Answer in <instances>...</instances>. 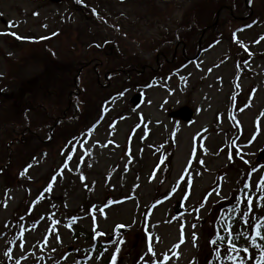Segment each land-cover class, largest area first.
I'll return each mask as SVG.
<instances>
[{"label": "rangeland", "instance_id": "1", "mask_svg": "<svg viewBox=\"0 0 264 264\" xmlns=\"http://www.w3.org/2000/svg\"><path fill=\"white\" fill-rule=\"evenodd\" d=\"M88 1L107 26L70 0H0V127L20 122L0 130V264H105L114 255L115 264H153L165 253L167 264H214L209 241L222 209L220 223L244 183L254 189L264 176V0ZM221 6L217 28L202 34ZM88 34L100 45L117 38L115 53L139 59L143 73L122 75L113 94L119 76L106 79L112 71L99 68L98 80L86 63L82 92L72 96L74 63L107 55L94 53ZM120 63L113 56L110 64ZM29 81L35 98L44 84L51 93L46 109L27 112L39 126L30 141L10 101ZM71 96L79 110L72 106L52 136ZM12 133L16 141L2 144Z\"/></svg>", "mask_w": 264, "mask_h": 264}, {"label": "trees", "instance_id": "2", "mask_svg": "<svg viewBox=\"0 0 264 264\" xmlns=\"http://www.w3.org/2000/svg\"><path fill=\"white\" fill-rule=\"evenodd\" d=\"M70 2H72V3H69V4L71 5V7H72L73 10H75V11L77 10L78 12H81L84 18L91 20L92 22L95 23L96 26H97L98 23H102V25L107 26V21L105 19H101L100 17H98V16L101 15L100 12L99 11H96L93 7H91L89 5V1L88 0H82V2H78V0H70ZM235 6H237V5L235 4ZM230 7L232 9V6H230ZM222 8H224V6L219 7V9L217 10V12L220 11ZM98 26H101V25H98ZM215 28H217V27L211 26L209 30H214ZM88 36H89L90 39H92V41L89 43V45H92L94 47V50L91 48L94 51V53L96 54V53L101 52V53H107V55H103V57H101V54L100 55H97L96 54L95 56L89 55V56H87L86 59L82 60V62H76V63H74V66H76V67L73 70L77 71V72H75L74 77H76V75L78 74L79 69L81 67L83 69L89 67L88 64L87 65H83V64H86V63H90V62L93 63L92 65L97 66L98 67V70H99V68H110L109 70L112 71L111 72L112 73L111 74V77L112 76L113 77L114 76H116V77L119 76V78L116 79L117 81H114L110 77L111 78V84H110V87L109 88H110V90L112 92H114L113 94H115L117 92V90L119 89V87H120L118 84H121V83L123 84L124 83V82H121L122 80H119V79H121L122 75H126L127 76L126 78L131 77V75H132L131 73H133L134 71H139L140 70L141 63H138V60L139 59L138 60H136V59L132 60V58H131V60L124 61L123 58H125V57H124L123 53H120L118 55L115 53L114 49L116 48V43H117L116 40H117V38H115L116 40H113V41H110V42H106V41L103 40V44L104 43L105 44L104 45L103 44L100 45V43L98 42L99 39H98L97 36H94L93 37V35H91V34H88ZM178 41H179V39H178ZM183 41L180 40L179 42L184 43ZM185 41L188 42L187 40H185ZM212 42H214V41H212ZM212 42H209L208 45H210ZM165 53H168V52H165L164 51V52H161L158 55L164 54L163 57H161L162 59H164V57L167 56V54L165 55ZM113 56L118 57V58H121V63L118 64V65L115 64L114 66H111L110 63H111V59H112ZM104 57H107V59L105 60ZM91 63H90V65H91ZM92 69L94 70V67L92 68V66H91L90 67V70H92ZM141 69H142V67H141ZM44 78H46V77H44ZM126 80H128V79H126ZM30 82L31 81H29L27 83V85L24 88H22V90H23V96H17V97H12L11 96L10 97V101H12V100L13 101H16V102H13V106H12V107H15L16 113L22 114L24 116L23 118H24V120L26 122V128H24L21 133L22 134L24 133V138L27 137V140L28 141L33 140L34 138H36L38 136V132H36V131L38 130L39 126L37 125L38 121H34V120H31L30 118H28L27 112L28 111H35L37 113V110L42 109V106L44 107L43 109H46L45 106H44V104L47 106V103H46L48 101L47 98L50 97V94H51V93H48V92L47 93L44 92L45 91V88H46V85L44 84V85L41 86V88H39V90L43 91L42 96L40 98H38V97L35 98L36 92H34L32 90H29V88H28V85L31 84ZM90 83L91 82H89V84ZM133 85H134L135 88H137L140 84L133 83ZM68 86L69 87L71 86V84L69 82H68ZM81 92H82V90H81V87H80L78 94L75 95V96L78 97ZM26 94L28 96H26ZM113 94L112 95L111 94H108L107 97L110 99L113 96ZM76 106H77V108H79L78 105H76ZM60 108H63V106H61ZM64 110H66V109H64ZM75 110H77V109H75ZM70 113H71V109L65 115L66 116H68V115L70 116ZM10 119H12V117ZM49 120H51V119H45V121H48V123H49ZM18 122H19L18 117H13V121L11 122V124L9 123V124L2 125L0 127V130L7 129L9 125H14V126L17 127L18 126ZM45 124H47V123L45 122ZM19 125H20V122H19ZM40 127L41 128H44L45 126L43 127V125H41ZM46 128L49 129L50 128V125L48 127H46ZM8 137H9V140H4V142L2 144L5 143L6 146H9V143L10 142L16 141V138L13 136V133H12V135H9ZM14 152H16L15 149H13L12 151H7V154L9 156V159L13 157L12 154ZM10 162H11V160H10ZM10 162L8 161V163H10ZM224 204H225V202H224ZM224 204H222L221 207H223ZM224 209H222V210L224 211ZM259 214L260 215H258V216H264V208L259 211ZM225 222L227 223V220H225L222 223H219L220 225H218L217 227H215L214 231L217 232L219 230L222 235H225L227 237V233L224 231V225L226 224ZM223 223H225V224H223ZM236 227L239 228V229H237ZM233 228L234 229L236 228L235 231H238V232H242L243 230H245V226L242 224V222L239 219H237L234 222ZM216 232H215V234H216ZM214 236H211L210 239L213 238ZM209 247L212 249L215 246L210 244ZM118 259H119V257L117 255L116 256L115 263H116V261ZM109 262L112 264V262L110 261V258L106 259L105 263L106 264H109ZM213 262H214V264H217L218 263V261H216V259H214Z\"/></svg>", "mask_w": 264, "mask_h": 264}, {"label": "snow or ice", "instance_id": "3", "mask_svg": "<svg viewBox=\"0 0 264 264\" xmlns=\"http://www.w3.org/2000/svg\"><path fill=\"white\" fill-rule=\"evenodd\" d=\"M78 2H82V0H78ZM260 39L264 40V36H262ZM120 95H123V93ZM81 147H83V145H81ZM70 151L74 152L75 149L73 148ZM88 154L89 153L85 150L84 155ZM71 158V155H69L68 159L70 160ZM244 162L248 163V161ZM64 167L67 168L68 165L65 164ZM256 171H259V169L253 168L251 172L248 173V178L250 179L252 173ZM26 172L27 169H25L21 175L23 176ZM55 179V176L52 177V183L55 182ZM81 179L83 180L86 178L81 175ZM51 187L52 184L50 183L45 191H51ZM253 191L258 194L255 199L256 207L264 208V176H261L259 177L258 182L255 184L254 189L250 183H244L243 189H241V195L236 197L235 205L227 210L229 213V216L227 217L228 222L224 225V231L227 233V237L222 235L218 230L215 236L209 241L211 245L215 246L213 253L216 261H218L219 264H264V216H258L254 213ZM38 202L39 200H37V203ZM242 203L244 204L243 209L241 208ZM6 206L7 204L5 203V207ZM101 211L103 210L101 209ZM232 213H235L236 215L232 216ZM224 219L225 218L223 216L222 210L220 220ZM237 219H239L245 226V230L242 232H236L233 228V224ZM220 220H218V223H220ZM54 223L58 224L59 221H54ZM69 227H71V225H69ZM193 227H195V225ZM21 235H23V233H21ZM97 235L102 236L104 233H97ZM193 237L195 240V234H193ZM242 238L246 241L248 246L241 248L235 243V241ZM181 243H183V240H181ZM116 252L119 253V248L116 249ZM148 253H151L153 257L157 256L151 244L148 247ZM8 254L9 253H6V255ZM175 255L178 257L179 253L177 252ZM169 259V255L165 253L163 254L162 260H154L153 264H167ZM115 260L116 256L114 255L112 257V264H115Z\"/></svg>", "mask_w": 264, "mask_h": 264}, {"label": "water", "instance_id": "4", "mask_svg": "<svg viewBox=\"0 0 264 264\" xmlns=\"http://www.w3.org/2000/svg\"><path fill=\"white\" fill-rule=\"evenodd\" d=\"M51 1H56V2H60L61 0H51ZM216 23H217V21H216ZM215 23V24H216ZM200 53V52H199ZM140 102V95H137V96H135L134 97V99H133V103H135V104H137V103H139ZM187 112H190L189 110H186V113ZM191 116V115H190ZM190 116H188V117H190ZM187 117V118H188ZM175 212L177 213V214H182V211H181V205L180 204H178L177 206H176V208H175Z\"/></svg>", "mask_w": 264, "mask_h": 264}]
</instances>
